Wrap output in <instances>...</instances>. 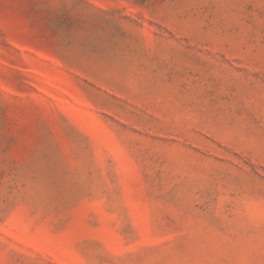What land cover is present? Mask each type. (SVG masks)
Returning <instances> with one entry per match:
<instances>
[{"label": "rangeland", "instance_id": "obj_1", "mask_svg": "<svg viewBox=\"0 0 264 264\" xmlns=\"http://www.w3.org/2000/svg\"><path fill=\"white\" fill-rule=\"evenodd\" d=\"M0 264H264V0H0Z\"/></svg>", "mask_w": 264, "mask_h": 264}]
</instances>
